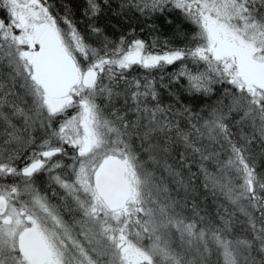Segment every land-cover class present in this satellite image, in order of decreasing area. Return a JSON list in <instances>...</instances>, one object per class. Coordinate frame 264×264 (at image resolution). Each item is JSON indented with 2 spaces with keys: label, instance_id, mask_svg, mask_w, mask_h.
<instances>
[{
  "label": "snow or ice",
  "instance_id": "1",
  "mask_svg": "<svg viewBox=\"0 0 264 264\" xmlns=\"http://www.w3.org/2000/svg\"><path fill=\"white\" fill-rule=\"evenodd\" d=\"M112 4L84 0L82 32L73 0H0V264H264V170L252 152L264 148V0ZM108 12L179 13L194 31L112 39L97 23ZM177 62L167 82L152 76ZM213 96L199 112L185 101ZM174 143L180 167L198 163L204 188L239 210L250 237L234 235L226 209L201 215L183 178L173 195L149 167L181 177L163 159Z\"/></svg>",
  "mask_w": 264,
  "mask_h": 264
},
{
  "label": "trees",
  "instance_id": "2",
  "mask_svg": "<svg viewBox=\"0 0 264 264\" xmlns=\"http://www.w3.org/2000/svg\"><path fill=\"white\" fill-rule=\"evenodd\" d=\"M50 3H55L57 7L59 8V4L61 0H49ZM66 2V0H65ZM74 7V19L77 22V26L80 28L82 32H86V21L81 15V9L84 5V0H73ZM119 3V0H113L112 9L113 12L117 10V5ZM113 12H108L106 15L102 16L97 23L99 26L103 27L105 30L106 35H108L112 39H116L121 35L122 33H128L130 30L135 29V32L137 35L141 36L142 38L151 41L153 36L159 37L160 41L163 42L164 40H172L173 34L176 32L177 27L182 32L187 33L189 36L194 31V26L191 24H188L187 22H182V18L180 17L179 13H175L173 16H164V17H158L154 16L151 18H146L143 16H140L136 13H128L127 15L123 16H116L113 15ZM2 15V13H0ZM168 20H172V23L169 24ZM149 25H152L155 27V31H151L149 28ZM95 39V38H93ZM177 46H183V44L179 42H175ZM189 69H192L195 71L196 69L193 67L191 62H188ZM180 68L179 62H177L175 65L168 66L166 69L161 72H153L152 76L159 79L161 75H164L165 82H167V77L178 71ZM200 70H203L202 68ZM0 71L6 72L7 69L0 67ZM133 75L136 76H145L148 75L143 69L137 68ZM181 84H185L186 82L184 80H181ZM217 95H219V89L217 91ZM216 100V96L213 97H197V99L192 102L189 100V98L185 97L186 102H190L191 106L193 107L194 111L199 112L201 108H204L206 105H213ZM165 101L167 102V96L165 94ZM202 115L206 116V112L202 113ZM131 118V117H130ZM238 119V117H236ZM19 126L22 124V121L17 119L14 121ZM230 127L232 128V131L237 134L236 139H239V134L241 132V127L238 125L230 124ZM4 131V125L2 122H0V133ZM251 131V129L248 126L243 127L244 134H248ZM32 135L36 136L37 140H39L40 136H43V132L40 131L38 128L32 132ZM40 135V136H39ZM2 135H0V139ZM138 144L139 141H136ZM217 151H221L220 159L224 160L226 159V154L222 152L219 148H217ZM184 152V147L182 144H173L171 146L170 154L167 157H164L163 159H166L167 162L171 165H173L174 169L181 172V177L173 178L168 176V174L163 170L162 167H157L154 165L149 164V167H154L156 170V173L158 176L162 175L165 177L166 182L168 183V186L170 189L173 190V195H175V190L178 188V186L175 184V179L183 178L185 182L190 184L189 187V200H195V202L199 205L201 211V215H207L213 219L216 218L217 214H225V209L227 210V213H233V221H234V235L237 237H245L249 236L250 233L246 231L247 227V221L246 218L239 212V210L233 206L227 198L217 191L215 194H213L212 190L205 189L204 188V176L199 172V165L198 163H193L190 170L188 168H182L180 167L179 161V153ZM252 152L256 156L257 159V170L262 171L264 170V155H262V152H264V148L260 145L259 141H256L252 146ZM142 159L147 160V155H143ZM163 159L161 160V164L163 163ZM198 161V157L196 158ZM208 168V171L210 173L215 174L217 172V168L215 164L213 163H206L205 165ZM191 173H196L197 175L194 177L190 176ZM181 196L184 195L183 188H179ZM190 215V213H189ZM257 259H259V256H257ZM213 264H215L216 257H212Z\"/></svg>",
  "mask_w": 264,
  "mask_h": 264
},
{
  "label": "flooded vegetation",
  "instance_id": "3",
  "mask_svg": "<svg viewBox=\"0 0 264 264\" xmlns=\"http://www.w3.org/2000/svg\"><path fill=\"white\" fill-rule=\"evenodd\" d=\"M40 136V135H39ZM2 138L0 139V144H2L3 143V139H4V137L3 136H1ZM41 137V136H40ZM39 137V138H40ZM12 147H15V145H13ZM66 160H68V159H66L65 158V161ZM46 181H47V177H46V175L45 176H43V177H41L38 181H37V184L38 185H40L41 187H46Z\"/></svg>",
  "mask_w": 264,
  "mask_h": 264
},
{
  "label": "rangeland",
  "instance_id": "4",
  "mask_svg": "<svg viewBox=\"0 0 264 264\" xmlns=\"http://www.w3.org/2000/svg\"><path fill=\"white\" fill-rule=\"evenodd\" d=\"M64 162L70 164L71 163V160H66Z\"/></svg>",
  "mask_w": 264,
  "mask_h": 264
}]
</instances>
